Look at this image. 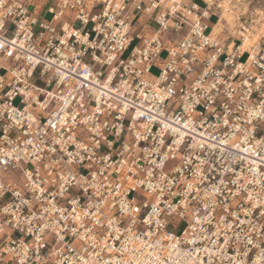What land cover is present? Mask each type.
<instances>
[{
	"label": "built area",
	"instance_id": "1",
	"mask_svg": "<svg viewBox=\"0 0 264 264\" xmlns=\"http://www.w3.org/2000/svg\"><path fill=\"white\" fill-rule=\"evenodd\" d=\"M245 1L0 0V264H264Z\"/></svg>",
	"mask_w": 264,
	"mask_h": 264
},
{
	"label": "rangeland",
	"instance_id": "2",
	"mask_svg": "<svg viewBox=\"0 0 264 264\" xmlns=\"http://www.w3.org/2000/svg\"><path fill=\"white\" fill-rule=\"evenodd\" d=\"M57 1L58 0H23V2L29 7V9L31 11H33L34 13H36L39 16H42L44 14L45 19L49 18V16H47L45 14L46 9L48 7L56 4ZM234 5H236V4H234ZM233 12L236 14H234L235 16H234L233 20L231 21V23H225L223 18H221L219 20V21H221V24H222V29L220 30L221 32L219 31L220 33L217 34V36L219 38L226 37L228 35V32H230V35L234 34L233 36L236 37V32L238 31V29H237V24L234 22V20H235L236 16L243 14V12H247V16L250 19L255 21V22H253L252 25H250V27H251L250 31L255 32L254 31L255 28L259 27V24L256 21L258 19H260L262 13H264V4L262 2H260L259 0L245 1L241 6L236 5V9ZM223 13H225V12H223ZM215 21H216V18H214V17L204 21L205 25L207 26L208 31L211 30V28L214 26ZM263 34H264V32L258 36L259 39H257L256 42L251 44L249 48L256 47L259 44H261V38L264 37ZM247 50H249V49L247 48ZM152 74H156L155 70H152ZM15 104H17V103L15 102ZM181 228H182V226L179 227V229H181Z\"/></svg>",
	"mask_w": 264,
	"mask_h": 264
},
{
	"label": "bare ground",
	"instance_id": "3",
	"mask_svg": "<svg viewBox=\"0 0 264 264\" xmlns=\"http://www.w3.org/2000/svg\"><path fill=\"white\" fill-rule=\"evenodd\" d=\"M234 12H225L221 15L220 19L223 18L225 23H231V21L234 18ZM256 22H258L259 27L255 28V32H248L247 34L243 35V42H242V48L243 49H250V45L257 41L258 36L264 32V13H262L260 19H258ZM224 28V27H223ZM222 29L221 21H218L217 24L213 27L212 35L219 34ZM220 31V32H219ZM264 35V34H263Z\"/></svg>",
	"mask_w": 264,
	"mask_h": 264
}]
</instances>
